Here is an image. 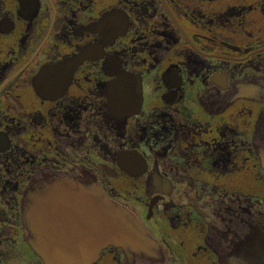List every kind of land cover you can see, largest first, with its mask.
I'll use <instances>...</instances> for the list:
<instances>
[{"label":"flooded vegetation","instance_id":"obj_1","mask_svg":"<svg viewBox=\"0 0 264 264\" xmlns=\"http://www.w3.org/2000/svg\"><path fill=\"white\" fill-rule=\"evenodd\" d=\"M79 168L155 241L90 264H264V0H0V264L84 235Z\"/></svg>","mask_w":264,"mask_h":264},{"label":"water","instance_id":"obj_2","mask_svg":"<svg viewBox=\"0 0 264 264\" xmlns=\"http://www.w3.org/2000/svg\"><path fill=\"white\" fill-rule=\"evenodd\" d=\"M76 174L58 177L60 181H73L78 188L88 189L83 194L89 197V203L84 209L88 220L84 221V235L81 228L78 232L63 235L41 234L42 228L35 224H27V240L31 248L46 264H90L98 257L100 250L108 245L119 246L130 260H146L154 252L155 241L138 220L135 212L126 204L110 198L101 189L95 175L86 169L79 168ZM43 184L33 185L25 195L23 203L24 214L39 215L43 206L31 199H40V188ZM81 195V194H79ZM88 226V234H87ZM42 237H46L43 239Z\"/></svg>","mask_w":264,"mask_h":264}]
</instances>
